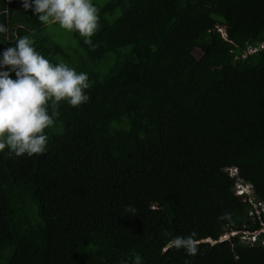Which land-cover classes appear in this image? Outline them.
<instances>
[{
    "label": "trees",
    "instance_id": "trees-1",
    "mask_svg": "<svg viewBox=\"0 0 264 264\" xmlns=\"http://www.w3.org/2000/svg\"><path fill=\"white\" fill-rule=\"evenodd\" d=\"M98 10L95 46L72 32L67 50L57 25L0 0V51L28 35L90 82L86 104H59L44 154L0 152V264H264V47L247 53L264 42V0ZM193 231L195 257L167 248Z\"/></svg>",
    "mask_w": 264,
    "mask_h": 264
},
{
    "label": "clouds",
    "instance_id": "clouds-1",
    "mask_svg": "<svg viewBox=\"0 0 264 264\" xmlns=\"http://www.w3.org/2000/svg\"><path fill=\"white\" fill-rule=\"evenodd\" d=\"M20 2L23 9L31 10L43 25H59L69 33H77L85 45L95 46L91 37L99 29V10L92 0ZM7 32L8 29L0 24V34ZM263 47L264 42L256 47H247V53L252 54ZM89 87L86 72H77L63 61L50 62L34 48V42L28 35L18 37L13 46L0 51V152L7 148L16 157L44 154L48 144L44 130L55 126L59 104L65 102L71 107L86 104L90 97L85 90ZM231 170L235 173L230 169H226V173L235 177L236 170ZM234 192L241 198L252 196L248 185L237 183ZM259 204L255 208H261ZM125 211L132 217L137 213L133 205H127ZM229 218L228 214L219 217L222 220ZM196 237L195 231L186 236H174L168 241L167 248L183 249L187 256L195 257L199 250ZM131 264L144 262L137 253L133 254Z\"/></svg>",
    "mask_w": 264,
    "mask_h": 264
},
{
    "label": "rangeland",
    "instance_id": "rangeland-1",
    "mask_svg": "<svg viewBox=\"0 0 264 264\" xmlns=\"http://www.w3.org/2000/svg\"><path fill=\"white\" fill-rule=\"evenodd\" d=\"M107 0H92V3L99 8L100 6H102ZM51 31V33H54V37L53 40L56 44H59L65 48H67V50L69 49H74L76 48V41L72 39L71 35L69 32L63 30L62 28L59 27V25H57V27H53L49 29ZM43 31H46L45 29H43ZM42 31V32H43ZM230 171L233 173L234 171L230 169ZM235 173V172H234ZM262 208V206H261ZM264 213V212H262ZM259 214H260V210H256L255 211V215L256 217H258V221H260L259 219ZM262 231L264 232V227L262 229ZM228 236V235H227ZM251 238H248V236L246 235V237L244 238V242L249 241H253L252 236H250ZM262 245H264V240L262 241Z\"/></svg>",
    "mask_w": 264,
    "mask_h": 264
},
{
    "label": "bare ground",
    "instance_id": "bare-ground-1",
    "mask_svg": "<svg viewBox=\"0 0 264 264\" xmlns=\"http://www.w3.org/2000/svg\"><path fill=\"white\" fill-rule=\"evenodd\" d=\"M253 238V237H252ZM253 240H254V238H253Z\"/></svg>",
    "mask_w": 264,
    "mask_h": 264
}]
</instances>
